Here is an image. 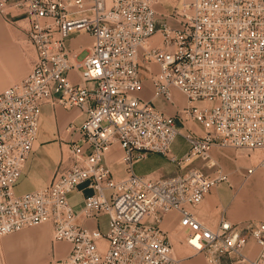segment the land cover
<instances>
[{
    "label": "built area",
    "instance_id": "2783aa9c",
    "mask_svg": "<svg viewBox=\"0 0 264 264\" xmlns=\"http://www.w3.org/2000/svg\"><path fill=\"white\" fill-rule=\"evenodd\" d=\"M159 2L0 0L4 22L34 50L26 75L0 90V236L48 224L53 245L69 244L63 255L53 250L51 264H180L160 226L169 211L207 264H264V219L233 224L221 217L211 226L196 214L206 193L227 180L220 168L165 177L133 168L153 152L181 169L195 157L207 160L213 145L259 152L246 175L264 168V0H174L166 17L175 25L159 21ZM76 33L92 38L82 60L65 43ZM156 33L159 44L151 45ZM142 61L158 65L150 73L154 97L172 102L174 87L186 97L176 114L138 95ZM45 104L78 108L83 119L68 130L79 138L68 141L45 185L16 193ZM188 120L203 133H181L177 122ZM178 135L188 145L179 158L171 152ZM113 145L125 165L120 178L106 161ZM80 185L91 190L83 218L105 215V232L78 221L67 194ZM249 239L254 256L246 252Z\"/></svg>",
    "mask_w": 264,
    "mask_h": 264
},
{
    "label": "crops",
    "instance_id": "0c3cea01",
    "mask_svg": "<svg viewBox=\"0 0 264 264\" xmlns=\"http://www.w3.org/2000/svg\"><path fill=\"white\" fill-rule=\"evenodd\" d=\"M173 3L174 0H160L157 6L159 21L164 20L172 25L176 24L173 19L166 17L172 11ZM5 24L0 15V90L15 82L24 72V69L16 68V60L20 57L19 47L15 36L10 35ZM76 34L78 38H85L86 43L79 42L74 35V38L71 39L74 42L67 39V47L70 50H78L80 53L90 45L92 38L86 33ZM159 40V33H156L150 39V43L151 45H158ZM141 64L146 69L145 78L139 73L142 89L138 95L142 99L150 101L155 108L171 115L176 114L178 109L187 105L186 97L175 87L172 88V102L163 97H154V87L150 80V73L157 71L158 65L155 62L143 61L140 62L139 66ZM144 86L147 88V92L145 96H142ZM82 119L83 113L75 107L65 109L59 105L51 106L49 104L41 107L37 139L15 185V187L21 186V193L42 187L51 179L59 162L61 151H67L68 141L79 138L77 131L68 130L69 125L74 123L77 127ZM177 127L181 133H185L187 130L198 135L203 133L202 126L191 120L185 122L183 126L177 122ZM183 141L185 143L184 148L178 147L177 137L171 144V152L177 158L187 151L188 145L184 139ZM121 152L118 145H113L112 151L106 155V161L116 178L126 174L125 165L117 160ZM258 157L259 152L257 151L246 153L229 146L213 145L207 160L195 157L190 162L183 163L181 169L177 168L176 164L169 161L166 156L153 152L148 153L144 159L136 161L133 168L136 173L151 177H165L184 172L193 167L202 169L206 174H212L214 169L220 168L222 172L226 173L227 180L212 187L195 211L199 219L211 226L218 223L221 217L230 223L237 224L264 219V168H256L251 174L246 175V169L252 166ZM209 162L214 163L213 168H207ZM90 193V189L80 185L67 194V199L78 214V221L81 224L97 227V221L86 220L82 216L84 197ZM178 219L179 214L176 211H169L160 223L171 244L172 251L174 250V256L180 260V264H206L203 256L194 254L183 240L180 241L176 238V229L179 228ZM43 225H46V227L38 225L36 228L24 230L21 234L27 238V241L33 240L40 245L41 242L39 241H41V238L46 237L47 226L49 227L48 224ZM57 248H61L58 254L63 255L69 248V244L65 242L57 243ZM257 250L258 247L254 245L252 239H249L246 252L250 256H254ZM7 260L12 264L11 259ZM223 264H228V262L224 261Z\"/></svg>",
    "mask_w": 264,
    "mask_h": 264
},
{
    "label": "rangeland",
    "instance_id": "374dc122",
    "mask_svg": "<svg viewBox=\"0 0 264 264\" xmlns=\"http://www.w3.org/2000/svg\"><path fill=\"white\" fill-rule=\"evenodd\" d=\"M5 26L7 30L10 32V35L15 36L16 41L18 43L20 57L19 59L16 60V64H15L16 68L24 69L22 76L20 78H17V80L15 81L17 82L22 77H24L26 73L29 71L31 61L34 57V50L30 44L24 41V36L20 34L16 28L11 27L8 24H5ZM74 35L75 34H71L70 37L68 38L69 39L68 41H73L71 39L74 38ZM76 37L78 38V36ZM78 41L82 43H86V39L83 37H79ZM65 43L67 45V39ZM86 54H87V51L82 50L79 53L77 59L82 60ZM139 73H141V76L143 78L146 77V69L142 66V64L139 66ZM146 92H147V88H145L144 86V92L142 93L143 94L142 96H145ZM215 104H216L215 102H211L210 106H214ZM176 137L178 139V147L184 148L185 143L183 141L182 136L178 135ZM21 191H22V188L20 185L15 187L16 193H21ZM39 226L46 227V225H43V224ZM36 227L38 226L27 227L20 231L0 236V264H10V262L7 259H11L12 264H51L53 250L55 249V251L58 253V251L61 248L59 249L57 248V244L53 245L51 243L49 227L47 226L48 231H47L46 237L41 238V241H39L41 242L40 245H38L36 241H33V240L27 241V238L21 234L26 229L36 228ZM98 227L102 232H105L106 229L108 228L107 217L105 215L101 216L98 219ZM176 238L180 241L181 240L184 241V235L182 234V232L179 230L178 227L176 229ZM61 243L62 242L58 244H61ZM191 252L193 251L191 250ZM195 254L203 256V254L201 253H195ZM8 255L10 258L7 257Z\"/></svg>",
    "mask_w": 264,
    "mask_h": 264
},
{
    "label": "bare ground",
    "instance_id": "6f19581e",
    "mask_svg": "<svg viewBox=\"0 0 264 264\" xmlns=\"http://www.w3.org/2000/svg\"><path fill=\"white\" fill-rule=\"evenodd\" d=\"M44 224H46V223H44Z\"/></svg>",
    "mask_w": 264,
    "mask_h": 264
}]
</instances>
